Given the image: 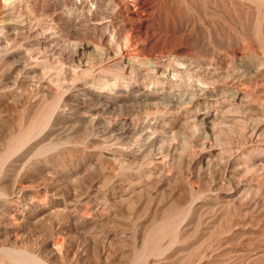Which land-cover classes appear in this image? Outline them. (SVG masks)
Listing matches in <instances>:
<instances>
[{
    "label": "rangeland",
    "instance_id": "rangeland-1",
    "mask_svg": "<svg viewBox=\"0 0 264 264\" xmlns=\"http://www.w3.org/2000/svg\"><path fill=\"white\" fill-rule=\"evenodd\" d=\"M0 264H264V0H0Z\"/></svg>",
    "mask_w": 264,
    "mask_h": 264
}]
</instances>
